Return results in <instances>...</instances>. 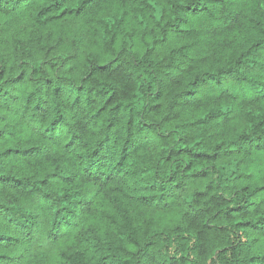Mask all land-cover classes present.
<instances>
[{
	"label": "trees",
	"instance_id": "1",
	"mask_svg": "<svg viewBox=\"0 0 264 264\" xmlns=\"http://www.w3.org/2000/svg\"><path fill=\"white\" fill-rule=\"evenodd\" d=\"M0 264H264V0H0Z\"/></svg>",
	"mask_w": 264,
	"mask_h": 264
}]
</instances>
